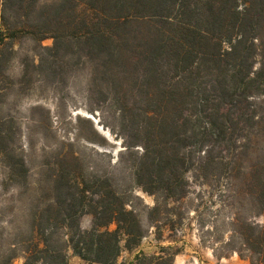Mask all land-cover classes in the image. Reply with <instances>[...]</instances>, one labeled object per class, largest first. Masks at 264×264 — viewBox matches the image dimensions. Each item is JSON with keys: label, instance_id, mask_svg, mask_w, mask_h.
<instances>
[{"label": "trees", "instance_id": "1", "mask_svg": "<svg viewBox=\"0 0 264 264\" xmlns=\"http://www.w3.org/2000/svg\"><path fill=\"white\" fill-rule=\"evenodd\" d=\"M21 35L52 38L32 65L41 75L63 71L70 61L86 63L91 85L113 92L132 179L143 192L178 202L194 186L225 181L234 210L224 247L264 264V225L239 214L244 205L254 216L264 210V160L250 164L247 146L264 124L252 102L264 95V0H0V71ZM129 97L134 104L123 102ZM12 124V118L0 120V153L7 181L27 191L28 170L13 148ZM45 177L64 195V206L56 210L48 201L38 208L36 195L43 191L33 189L26 231L0 251V264L17 258L20 264H66L67 249L86 262L123 264L117 262L121 250L135 246L143 230L109 178L85 176L61 159ZM155 212L158 203L149 219ZM83 215L91 217L88 229L80 226ZM57 219L62 236L45 229ZM175 254L161 248L157 255H136L131 264H173Z\"/></svg>", "mask_w": 264, "mask_h": 264}, {"label": "rangeland", "instance_id": "2", "mask_svg": "<svg viewBox=\"0 0 264 264\" xmlns=\"http://www.w3.org/2000/svg\"><path fill=\"white\" fill-rule=\"evenodd\" d=\"M52 1L57 0H39L40 3ZM40 46L51 47L52 38L48 35L36 42L29 36H19L13 41L9 61L0 71V120L13 119V148L23 157L28 170L25 191L7 181L8 170L0 153V251L6 252L12 240L25 233L28 210L35 202L33 189L42 188L44 192L36 195H39L38 208L48 201H52L56 210L64 206V195L52 191L53 184L45 179V174L52 172L61 159L85 176L108 177L109 184L137 215L143 235L135 246L121 250L118 263L131 264L138 254L157 255L164 248L176 253L173 264H254L224 247L234 210L229 194L224 192L225 181L219 186L211 182L209 186H194L188 197L178 202H165L158 195L143 192L132 179L131 158L122 143L119 101L113 92L91 85L86 63L72 65L70 61L63 71L47 77L41 75L32 68L39 63ZM24 57L28 59L29 69L23 78ZM54 60L61 63L58 58ZM123 102L135 103L131 97ZM252 102L264 114V95L254 97ZM248 141L250 164L256 165L264 160V124L262 132L250 136ZM62 150L68 154L63 158L58 156ZM236 184L239 183L235 182L234 188L239 186ZM40 195L45 198L40 200ZM156 203L158 212L151 220L148 212ZM249 210L245 205L240 207V217L264 225V210L258 216ZM90 221L89 215H83L79 219L81 228L88 229ZM113 228L114 225L108 227ZM45 229L57 236L65 232L58 219ZM232 244L236 245L235 239ZM21 262L17 258L12 264ZM66 264L96 263L83 261L67 249Z\"/></svg>", "mask_w": 264, "mask_h": 264}, {"label": "water", "instance_id": "3", "mask_svg": "<svg viewBox=\"0 0 264 264\" xmlns=\"http://www.w3.org/2000/svg\"><path fill=\"white\" fill-rule=\"evenodd\" d=\"M104 137H105V133L102 131V133H101Z\"/></svg>", "mask_w": 264, "mask_h": 264}]
</instances>
